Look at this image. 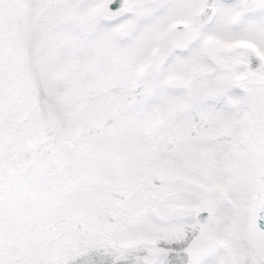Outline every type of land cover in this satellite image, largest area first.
<instances>
[{
  "label": "snow or ice",
  "instance_id": "snow-or-ice-1",
  "mask_svg": "<svg viewBox=\"0 0 264 264\" xmlns=\"http://www.w3.org/2000/svg\"><path fill=\"white\" fill-rule=\"evenodd\" d=\"M0 264H264V0H0Z\"/></svg>",
  "mask_w": 264,
  "mask_h": 264
}]
</instances>
